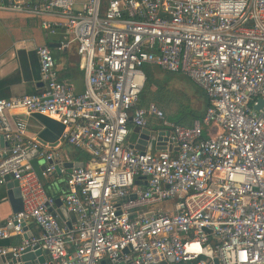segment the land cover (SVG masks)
<instances>
[{"label":"built area","instance_id":"obj_1","mask_svg":"<svg viewBox=\"0 0 264 264\" xmlns=\"http://www.w3.org/2000/svg\"><path fill=\"white\" fill-rule=\"evenodd\" d=\"M80 1L0 0L60 16L59 48L75 44L84 74L73 92L40 45V91L0 98V185L17 180L22 201L0 222V240H22L0 253L39 246L43 264H264V0ZM145 65L188 77L206 95L204 114L185 126L153 102L138 106ZM13 109L57 121L56 144L89 154L65 179L72 223L58 220L41 180L66 170L59 154L22 117L10 120ZM133 126L149 129L144 151L128 144ZM29 224L40 233L25 239Z\"/></svg>","mask_w":264,"mask_h":264},{"label":"crops","instance_id":"obj_2","mask_svg":"<svg viewBox=\"0 0 264 264\" xmlns=\"http://www.w3.org/2000/svg\"><path fill=\"white\" fill-rule=\"evenodd\" d=\"M37 0H30L35 2ZM77 6L80 0H77ZM60 16L54 14L35 15L28 12H17L0 8V98L12 99L24 95L35 94L40 91L39 64L36 48L47 45L54 57V70L58 79L71 86L73 92L80 93L84 89V74L76 46L71 43L66 48H59L60 42L65 39L64 29L56 24ZM47 21L54 26L55 32L45 27L42 22ZM10 120L22 117L27 124L30 136L39 137L44 143L54 146L52 151H57L59 161L82 162L76 158L75 147L58 142L61 125L48 117L41 115L25 116L20 109H13L7 114ZM2 143V140H1ZM31 163L37 173L44 167V161L35 151L30 154ZM68 173L63 171L53 172L48 178H41L49 195L60 199L66 190L65 179ZM62 202V200H61ZM21 200L15 196L6 184L0 185V222H3L13 211L20 207ZM53 211L58 208L63 216H58L61 223L70 224L74 221L72 214L67 212L61 203L53 205ZM28 236L37 237L40 233L34 224L28 225ZM30 234V235H29ZM21 236H11L0 240L1 247H11L21 242ZM48 259V256L46 257Z\"/></svg>","mask_w":264,"mask_h":264},{"label":"trees","instance_id":"obj_3","mask_svg":"<svg viewBox=\"0 0 264 264\" xmlns=\"http://www.w3.org/2000/svg\"><path fill=\"white\" fill-rule=\"evenodd\" d=\"M145 76H146V80L145 83L143 85V88L139 94L138 97V101H137V105L138 106H146L149 103L153 102L157 105V107H159L164 114V120L167 122H173V123H177V124H181V125H185V126H189L191 125L192 121L196 118H200L205 110L206 107L208 105V101L206 98L205 93L199 88L197 87L193 82L188 83V89H190V91L192 92V94L195 97V100L199 102V104L197 106H192L190 104V100H186V102H183L180 100V97H175L173 95H171L169 92L165 91L166 94L160 93L161 90H165V86H164V82L159 81L158 79H156L154 77V74L151 75L152 76V80L153 77L155 79L154 82L150 81L151 79L147 76L146 72L144 71ZM149 90L152 93V96L155 97V95H158V92L161 94L162 100L164 102H166L168 99L171 101L172 99L174 100L175 104H177L178 109L176 111H170L167 109H165L164 106L159 105L158 103L154 102L152 99L149 100L146 103V93ZM149 126L151 128L155 127V124L153 122L149 123ZM76 151V158L82 160L83 162L87 161L89 159V154L79 148H74Z\"/></svg>","mask_w":264,"mask_h":264},{"label":"water","instance_id":"obj_4","mask_svg":"<svg viewBox=\"0 0 264 264\" xmlns=\"http://www.w3.org/2000/svg\"><path fill=\"white\" fill-rule=\"evenodd\" d=\"M40 88L43 86L42 82H39ZM262 101L258 104L255 105L254 107L256 109L260 108ZM162 134V132L160 133ZM149 137V129L146 128H140L138 126H133L130 130L129 136L127 138L128 144L130 147H133L135 149H138L139 151H144L145 150V145L147 143V139ZM2 139V137H0ZM161 139V136L158 138ZM165 142H159V144L156 146L157 149H165ZM36 152V151H35ZM82 162H70L66 161L63 166L66 168L67 173H71L72 167L81 165ZM55 171L59 172L60 168L58 165H55ZM6 182V187L10 188L15 196H17L21 200V193L20 189L18 186V181L15 179H12L11 176H6L5 178ZM55 203L60 206L61 205V200L58 198L55 200ZM22 208V201L20 207L16 208L13 212H18ZM57 215L60 217L63 216L62 211L60 208L57 209L55 212ZM26 226H24L25 228ZM30 235V234H29ZM25 239L31 236L24 235L23 236ZM124 252H127V250H124ZM47 257V250L42 249L39 246H27L25 247L21 252H19L18 256L14 257L11 256L10 253H5L1 254L0 253V264H43L46 260ZM103 263V261L101 262ZM118 264H124L123 261L119 262Z\"/></svg>","mask_w":264,"mask_h":264},{"label":"rangeland","instance_id":"obj_5","mask_svg":"<svg viewBox=\"0 0 264 264\" xmlns=\"http://www.w3.org/2000/svg\"><path fill=\"white\" fill-rule=\"evenodd\" d=\"M143 70L146 72L147 76L151 79L150 81L154 82L155 79H158L159 81L164 82L165 90H161L160 93L166 94L165 91L169 92L171 95L175 97H180V100L183 102H186V100H190V104L192 106H197L199 104L198 101L195 100L194 95L188 89V83H191L192 81L186 77L185 75L181 73H170L166 71H162L159 67L157 66H151V65H145L143 67ZM154 74L153 80L152 76ZM146 103L149 100H153L154 102L158 103L159 105H162L167 107L168 110L170 111H176L178 109L177 104H175L174 100L172 99L171 101L168 99L166 102L162 100L161 94L158 92V95L152 96L151 91L146 90Z\"/></svg>","mask_w":264,"mask_h":264}]
</instances>
